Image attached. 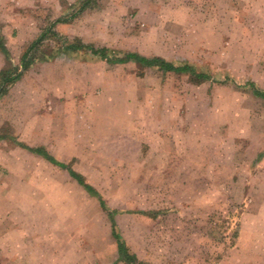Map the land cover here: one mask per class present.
<instances>
[{"label": "rangeland", "instance_id": "1", "mask_svg": "<svg viewBox=\"0 0 264 264\" xmlns=\"http://www.w3.org/2000/svg\"><path fill=\"white\" fill-rule=\"evenodd\" d=\"M0 34V73H25L0 95V264H114L98 196L137 264H264V98L247 84L264 90V0H0ZM77 39L210 79L62 51Z\"/></svg>", "mask_w": 264, "mask_h": 264}, {"label": "trees", "instance_id": "2", "mask_svg": "<svg viewBox=\"0 0 264 264\" xmlns=\"http://www.w3.org/2000/svg\"><path fill=\"white\" fill-rule=\"evenodd\" d=\"M85 7V4L83 5ZM44 41V34H41L40 37H38L36 40L31 42V44L28 46L27 50L22 55V66L24 70L29 69L34 63L38 61L37 50L40 48L41 44ZM63 52L67 53H79V52H87L90 51V53L97 58L107 60L110 63H124L128 62L130 60H134L136 62L141 63L143 66H155L158 68H161L164 71H171L176 73H186L189 74L193 81L195 82H203L208 79H210V75L206 71H202L198 69V67L195 64H192L190 62L186 63H180L177 64L173 61L166 60L162 57H147L142 56L138 53L134 52H126L123 56H119L116 51L110 50L107 47H96L92 44H84L81 40L77 39L76 41L65 44L62 48ZM0 50L6 52L8 54L6 49V44L3 36L0 34ZM43 59L51 60L55 57V54L53 50H51L50 53L44 54ZM23 74L21 73L19 67L15 66L12 68H6L1 71L0 73V95L6 94L11 86H13L21 77ZM248 85L252 86L253 93L257 96L264 98V90L260 87L256 86L255 82L251 81L247 83ZM32 152L40 153L44 155L51 163L54 165L60 166L62 168H66L70 175L77 180V182L82 185L88 192L91 193H97L96 188L89 184L84 177L76 172L73 168L68 167L65 162L59 161L54 156H52L47 150L44 148H30L28 147ZM99 202L101 207L107 212L108 218L111 222V232L112 235L116 241L120 258L126 261L129 264H137L136 263V254L132 253L126 244L125 239L123 238L120 229L118 227V224L116 222V215L120 211L112 210L108 207L106 201L98 196Z\"/></svg>", "mask_w": 264, "mask_h": 264}, {"label": "crops", "instance_id": "3", "mask_svg": "<svg viewBox=\"0 0 264 264\" xmlns=\"http://www.w3.org/2000/svg\"><path fill=\"white\" fill-rule=\"evenodd\" d=\"M28 70H29V69H28ZM24 74H25V73H24ZM24 74H23V76H24ZM23 76H22V77H21L16 83H18V82L23 78ZM16 83H15V84H16ZM49 150H50V149H49ZM261 153H262V152H261ZM51 155L54 156L56 159L59 160V158H57V156H56L54 153L51 152ZM263 155H264V153H263ZM59 161H61V160H59ZM87 182H88V181H87ZM88 183H89V182H88ZM89 184H90V183H89ZM91 185H92V184H91ZM92 186H93V185H92ZM107 205H108V207H110V204H108V202H107ZM136 213H137V212H136ZM147 213H148L147 211H143V210H139V211H138V214L143 215V216H146L145 214H147ZM117 214H118V213H117ZM119 214H120V212H119ZM117 216H118V215H116V222H117V224H118V227H119V229H120V232H121L123 238H124L125 241H126V244L128 245L130 251L138 256L137 252L133 249V247H132V246L130 245V243L127 241V238L125 237L124 233L121 231V227H120V224H119V222H118V217H117ZM111 235H112V233H111ZM112 237H113V235H112ZM113 239H114V237H113ZM114 240H115V239H114ZM114 243H115V246H116L115 251H116V254H117V258H116V261L114 262V264H129V263H127L126 261H124L123 259L120 258V253H119V250H118V247H117L116 241H115Z\"/></svg>", "mask_w": 264, "mask_h": 264}]
</instances>
